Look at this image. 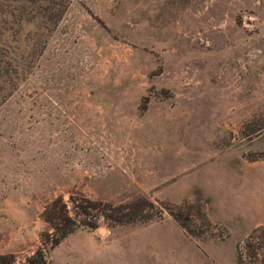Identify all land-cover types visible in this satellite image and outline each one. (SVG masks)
I'll use <instances>...</instances> for the list:
<instances>
[{
    "label": "rangeland",
    "instance_id": "1",
    "mask_svg": "<svg viewBox=\"0 0 264 264\" xmlns=\"http://www.w3.org/2000/svg\"><path fill=\"white\" fill-rule=\"evenodd\" d=\"M0 33V255L56 198L145 199L45 264H235L264 230V0H0Z\"/></svg>",
    "mask_w": 264,
    "mask_h": 264
},
{
    "label": "trees",
    "instance_id": "2",
    "mask_svg": "<svg viewBox=\"0 0 264 264\" xmlns=\"http://www.w3.org/2000/svg\"><path fill=\"white\" fill-rule=\"evenodd\" d=\"M41 1L45 2V0ZM29 2H34V0H29ZM55 17L45 15L48 25L54 26L56 20L60 18V13ZM263 128L264 116L259 118V130ZM69 200L72 203V215H69L60 198L52 200L46 206L43 211V219L50 225L51 232L41 235L39 246L24 259L22 264H45V255L48 251L54 249L78 227L95 229L97 227L96 220L99 218L107 220L113 225H123L135 221L145 223L153 218L142 214L145 208L151 209V204L147 203L145 199H140L131 206H110L85 198L74 199V201L70 198ZM164 209L173 220L179 223L181 228L190 234L186 227L188 218H182L178 211ZM0 264H15V262L11 255H0ZM235 264H264V230H253L241 243L236 245Z\"/></svg>",
    "mask_w": 264,
    "mask_h": 264
}]
</instances>
